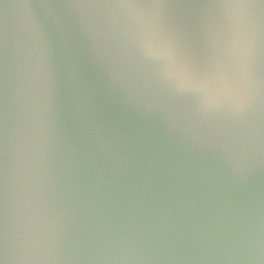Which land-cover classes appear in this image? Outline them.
Returning <instances> with one entry per match:
<instances>
[{
    "label": "water",
    "instance_id": "1",
    "mask_svg": "<svg viewBox=\"0 0 264 264\" xmlns=\"http://www.w3.org/2000/svg\"><path fill=\"white\" fill-rule=\"evenodd\" d=\"M0 264H264V0H0Z\"/></svg>",
    "mask_w": 264,
    "mask_h": 264
},
{
    "label": "clouds",
    "instance_id": "2",
    "mask_svg": "<svg viewBox=\"0 0 264 264\" xmlns=\"http://www.w3.org/2000/svg\"><path fill=\"white\" fill-rule=\"evenodd\" d=\"M226 9L232 23L228 55L233 68L236 70L235 78L230 81L229 78L222 77L220 85L213 89L207 79L194 81L181 75L179 86L185 90L195 89L204 92L208 103L214 107L219 105L221 96L227 91L231 95L235 106L240 108L249 95L252 86L247 65L251 53V38L246 22V5L240 3L229 4L226 5ZM145 53L149 56L162 54L153 49L150 43L146 45Z\"/></svg>",
    "mask_w": 264,
    "mask_h": 264
}]
</instances>
